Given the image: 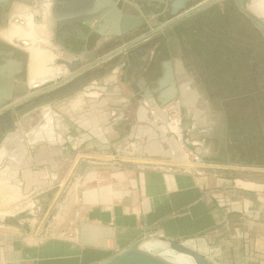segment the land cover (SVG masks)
Masks as SVG:
<instances>
[{
  "label": "crops",
  "instance_id": "1",
  "mask_svg": "<svg viewBox=\"0 0 264 264\" xmlns=\"http://www.w3.org/2000/svg\"><path fill=\"white\" fill-rule=\"evenodd\" d=\"M34 6L16 5L14 17L38 38L34 42L29 34L31 47L48 45L44 38L52 26V6L43 9L46 21L41 26L29 13ZM20 24L11 22L10 12L8 27H0V38L15 46L13 43L22 40L5 33ZM8 49L2 47L0 53L7 54ZM43 49L38 51L47 53ZM13 59L8 57L7 62ZM52 61L35 62L30 56V82L59 76L60 68L43 73ZM119 71L81 89L88 93L70 108L51 113L55 141H44L40 136L46 137L50 131H40L36 124L20 133L28 136L25 145L17 144L15 138L10 142V158L9 145L4 142L7 135L0 142V165L6 162L0 171L2 189L8 188V195L18 189L25 203L39 206L38 213L43 208V215L58 200L55 185L61 172L68 179L82 160L123 166L115 172L89 170L62 212L55 234L35 244L0 241V264H99L155 237L190 245L215 264H264V240L245 233L241 225L245 221L251 230L264 234V180L230 173L232 165L202 164L198 159L196 168L179 166L184 152L181 135L169 131L168 117L155 104L151 109L149 101L139 102L145 108L127 115L125 122H113L110 112L102 108L109 105L111 96L121 95L118 79L127 91L131 88ZM112 75L120 78L112 79ZM99 97L105 98L94 104ZM42 115L37 119L41 124L47 120ZM38 133L40 142L30 146ZM18 229L20 235L14 237L26 238L27 229Z\"/></svg>",
  "mask_w": 264,
  "mask_h": 264
},
{
  "label": "flooded vegetation",
  "instance_id": "2",
  "mask_svg": "<svg viewBox=\"0 0 264 264\" xmlns=\"http://www.w3.org/2000/svg\"><path fill=\"white\" fill-rule=\"evenodd\" d=\"M51 1L61 15L77 11L71 0ZM98 1L115 4L121 16L118 35L107 36L117 30L108 27L99 30L106 34L102 38L96 24L81 23L80 18L92 16L90 12L63 25L55 35L61 60L73 65L97 58L73 72L61 68L59 82L53 85L58 87L29 101L69 88L87 75H103L115 63L121 76L126 74L134 101L159 106L157 90L171 68L177 89L171 116L178 117L196 159L211 165L264 168V16L252 11L254 0H190L176 16L172 6L177 0ZM32 2L11 0V20H19L14 17L16 5ZM124 17L139 20L140 25L123 31ZM12 50L14 59L24 62L27 76L24 52ZM98 60L104 61L96 65Z\"/></svg>",
  "mask_w": 264,
  "mask_h": 264
},
{
  "label": "water",
  "instance_id": "3",
  "mask_svg": "<svg viewBox=\"0 0 264 264\" xmlns=\"http://www.w3.org/2000/svg\"><path fill=\"white\" fill-rule=\"evenodd\" d=\"M71 1L72 4L77 7V11H70L61 15L56 11V6L51 7V15L53 16L55 25L53 27L51 26L50 28L53 30L54 33L53 41L58 46H60L61 44L56 40L55 35L56 33L60 34L61 27L67 24L70 25L73 21H75V18L79 16H83L84 14H87L89 12L92 14V16L84 17V18L82 17L80 18V22L91 25L96 24L97 31L99 32L102 38L106 37V34L99 31L100 29L110 27L112 30H114L120 27L121 16L118 12L114 10L115 9L114 3L100 2V1L96 3V0H71ZM189 1L190 0H177L172 6L173 16H176L179 14L180 11H183L185 9L186 3H188ZM260 1L261 0H254V2H257L256 3L257 9L260 11H264V1L258 4V2ZM10 10H11V0H0V27L2 28L8 27ZM2 19L4 21H2ZM138 22L139 20L133 19L131 17L130 18L124 17L122 21L124 25L123 31H129L131 29L138 27L140 25V23ZM118 32H119L118 29L116 30V32L111 31L107 34V36L118 35ZM0 43L3 44L2 47H6L7 49L9 48L8 50H11V48L14 47V49L21 50L26 55H28V52L24 51L20 47L12 46L1 39H0ZM14 55H15V51L13 50L7 52V54L3 52L0 53V142L3 140L5 135L7 136L4 138V142L8 140L9 134L16 133L18 136H20L19 138L20 143L25 145L28 136L27 134L20 135V133L27 131V128L23 124V119L27 115L32 114L41 108H45L51 103L66 98L72 95L73 93L83 89L88 84H91L92 82L102 77L103 75H108L111 72L117 70L116 64L112 63L108 65V68L104 70L103 75L100 72L87 75L83 78H80L76 82L70 84L69 88H66L55 94L44 96L38 100L29 101L34 97H38L39 95L47 91L55 90L58 86H52L46 90L45 89L40 90V89H42L44 86H47L48 84L54 83L58 77L33 87H27L26 82L28 80V77L26 76L25 80L23 78L24 62L21 63L15 59H13V62L11 63L7 62L8 61L7 58L8 57L14 58ZM61 58L56 60L57 64L66 72H73L77 69H81L84 62H89L91 60L96 59L97 55L90 58H86L82 61L77 60L73 65L67 62L66 60H61ZM103 61L104 60H98L96 62V65L102 63ZM28 62H29V55H28ZM11 64H13L14 66ZM10 65L11 68H9ZM74 77L75 76H72L70 79H73ZM32 91H37V92L31 94ZM157 92L159 93L158 103H159V108L161 110L169 107L170 104L175 100V97L177 95V89L174 85L173 71L171 68L166 69L165 77L160 83V88L159 90H157ZM19 106L22 107L18 108ZM54 130H55V125H53L52 127L53 132H55ZM54 134L55 133H53V135ZM53 135L51 136L53 137ZM52 140L49 138L48 141L52 142ZM37 143L38 142L34 140L32 142H29L28 144L32 146V144L35 145ZM7 155L10 158V151L8 150H7ZM122 168L123 166L117 164H108V163H101L91 160H82L75 169L64 191L62 192L61 196L56 202L53 211L51 212L46 224L44 225L42 231L38 236L37 242H30L28 238L20 239L14 236L10 237V236H2V235H0V241L15 242V243H21L25 241L30 244L42 242L44 239L48 238V235L52 231H55L56 224L60 221L62 217V212L64 211L67 203L69 202V199L73 195V192L79 185L80 181L83 179V177L89 170L104 169L115 172L121 170ZM59 184L60 182H57L56 185L59 186ZM165 241H167L170 244L172 249L178 252H185L191 254L197 261V264H214L211 260H209L207 256L203 255L202 253L194 249L188 248L183 243H178L173 240H165ZM142 242L143 241L133 244L131 247L124 250L123 252L99 264H170L153 254L143 252L141 249Z\"/></svg>",
  "mask_w": 264,
  "mask_h": 264
},
{
  "label": "rangeland",
  "instance_id": "4",
  "mask_svg": "<svg viewBox=\"0 0 264 264\" xmlns=\"http://www.w3.org/2000/svg\"><path fill=\"white\" fill-rule=\"evenodd\" d=\"M32 3H34L35 6L31 7V10H29V13L33 14L36 25L41 26L46 21V18L43 14V9L45 8L46 5L51 4L52 1L51 0H33ZM10 12H11V10H10ZM11 22H12V20H11ZM51 23H52V27H53L55 25V23H54V20L52 18H51ZM17 26H19V25H17ZM27 26L28 25L26 24L25 27H23L21 25V27H15L14 26L13 28L17 29L19 32L28 36L25 40H22V41L29 42L28 40H30L29 38H31V37H29V34H30L32 37H34L33 41L36 42L38 38L34 36L35 33L34 32L32 33L28 29ZM44 40H46V41H48V43H50V44H48L49 46L46 44H41V46L39 45L38 47H30V48L27 47L26 48V49H28L30 56H32V58L34 59L35 62H37L40 59L43 60L45 58H48L49 61H52V59H54L56 55L53 52L49 51V49L51 47L52 50L57 54V57L52 61V63H50V66L48 67V71H44V73L53 72V71H50L51 67L55 68V69H58V68L61 69V67L57 64V61H56L57 59L61 58V57H59L61 54V50H60V47L57 44H55L53 41L54 40V33H53V30L51 28L48 29ZM36 45H38V43ZM39 48H41V49L44 48L43 50H46L47 53H42V52L38 51ZM19 52H21V51H19ZM23 55H24L25 61L27 63L28 55H26L25 53ZM37 74L38 73L36 71L35 75L37 76ZM125 76H126V74H124V72H123L122 76H121L122 81H125V79H126ZM27 77H28V75H27ZM115 77L120 78V75H112L111 78L114 79ZM23 78H24V80L26 79V71H24V73H23ZM118 81L120 83V94L121 95L111 96L110 100H109L110 101L109 105L106 108L103 107L102 109L110 112L111 120L113 122L115 119L117 120V122H120V121L125 122L127 115H132L136 109H138L140 107H142V108H145V107H144L143 103H139V102L134 101V99L131 97V92L127 91V88H125L124 82H121L120 79H118ZM58 82H59V80L57 78L54 83L48 84V86H53V85L57 84ZM31 83L33 84L36 82H35V80H33ZM121 84L123 85L122 87H121ZM44 87H46V86H44ZM129 89H132V88H129ZM33 92L34 91H32L31 93H33ZM84 93H88V92L79 91L78 93L74 94L71 97H68L65 100L57 101L58 103L57 102L51 103L50 105H48L46 107L51 111V113L58 114V112H57L58 110L65 111L67 108H70L69 107L70 104H72L73 102L80 99V97H82ZM99 98L100 99L95 100L96 103H94V104L98 105L99 102H101L103 100V98H105V97H99ZM148 105L150 106L151 109L154 108V107H152V105L150 103H148ZM156 107H159V106H156ZM158 110H159V108H156V111H158ZM161 111L164 112V115H166L168 117V119H167L168 125L171 124L170 123L171 119H177L178 118L175 115L171 116L170 106L161 110ZM182 135H183L182 144L184 146V150H185V152L190 153V149H189V147L191 145L190 140H189L188 136L184 135V133ZM192 152L195 153L194 151H192ZM182 159H183V160H181L182 164H178V165L181 167H184L185 169H189L186 164L185 165L183 164V163H186V159L184 156ZM5 166H6V162L2 163L0 165V171L4 170ZM232 168L233 169L231 171H228V172L238 174L239 176H241L243 178H247V179H248V177H250V178H254V179H258V180H264V168H255V167H246V166H232ZM71 176H72V174L69 176L68 179H66V173L61 172V175L57 178L58 179L57 182H60L59 186L55 185L56 186L55 191L56 192L59 191L58 199L61 196L62 192L64 191L66 185L68 184ZM1 184L2 183H0V235L10 236V237L19 236L20 230L18 228H24V229H27L28 235L26 236V238H28V240H30V242H37L38 236H39L40 232L42 231L44 225L46 224V222H47V220H48V218H49V216H50V214L53 211L55 206L53 207L52 211L48 214L43 215V208H41V211L38 213L37 208L39 206L36 204L34 205V203H32L30 201L25 203V201H23V198H22L20 191L18 189H15V192H16L15 194L8 195V193H7L8 188L2 189L3 184L2 185ZM3 191L5 193H3ZM241 225H242V228L245 231V233H248L249 235L255 236L259 240H262V241L264 240L263 231L251 230L248 227V225L245 223V221H243L241 223ZM58 232H56V233H58ZM62 233L63 232L59 233L58 235H60ZM54 234H55V231H52L48 235V237L53 236ZM151 240H156V241L158 240L159 241L161 239L155 237V238H152ZM192 249H194V248L192 247ZM194 250H196V249H194ZM196 251H198V250H196ZM209 260H211V259L209 258Z\"/></svg>",
  "mask_w": 264,
  "mask_h": 264
},
{
  "label": "bare ground",
  "instance_id": "5",
  "mask_svg": "<svg viewBox=\"0 0 264 264\" xmlns=\"http://www.w3.org/2000/svg\"><path fill=\"white\" fill-rule=\"evenodd\" d=\"M264 0H261L260 2H258V4H260L261 2H263ZM256 3L257 2H254V8H253V12L259 16V17H263L264 16V11H260L257 9V6H256ZM257 4V5H258ZM16 23L20 24L19 21H15ZM23 26V24H20ZM1 31V30H0ZM8 34L5 33V36L8 37V35L11 34V38H18L19 40H25L26 37L22 36L17 29L15 28H11L9 29L8 31ZM1 39V38H0ZM2 40V39H1ZM12 40V39H11ZM4 41V40H3ZM6 42V41H4ZM8 44L11 45V43L9 42H6ZM16 44V45H15ZM25 44H28V45H25ZM13 45H15L16 47H20L22 48L24 51L27 47H31V43L27 42V41H16ZM50 52H53L56 56L57 54L52 50V48L50 47L49 49ZM27 52V51H26ZM28 55L30 57V54L28 52ZM44 73V72H43ZM52 79V78H51ZM49 79V80H51ZM41 83H44V82H36V83H31L30 82V79H29V75H28V80L26 82L27 84V87H33V86H36L38 84H41ZM42 114L45 115V118L47 119L45 123H39V121L37 120L38 117L40 116H43ZM23 124L24 126H29V125H36L38 126V129H40V131H43V129H47L48 132H49V135L46 136V137H42L40 136L41 138H44L45 141L49 142V138L52 140V141H55V134L53 135V131H52V127H53V124L55 125V119H54V116L51 114V111L45 107V108H41L39 109L38 111H35L34 113L32 114H29L27 115L24 119H23ZM39 135L41 134H37L36 135V141L37 142H40L39 140ZM53 135V137L51 136ZM38 136V137H37ZM15 138V142L19 145H22L19 141V138L20 136H16V135H10L8 140L5 142L6 145H9L10 142L12 143V140ZM40 138V139H41ZM14 142V141H13ZM6 150L10 151V155H11V147L9 145V147L6 148ZM187 246V245H186ZM188 248H191L189 246H187ZM141 249L143 252H146V253H150V254H153L161 259H163L164 261L170 263V264H197V261L195 260V258L189 254V253H185V252H178L174 249L171 248L170 244L165 241V240H151V239H146L144 240L142 243H141ZM192 249V248H191Z\"/></svg>",
  "mask_w": 264,
  "mask_h": 264
},
{
  "label": "built area",
  "instance_id": "6",
  "mask_svg": "<svg viewBox=\"0 0 264 264\" xmlns=\"http://www.w3.org/2000/svg\"><path fill=\"white\" fill-rule=\"evenodd\" d=\"M171 124H169V131L174 134V135H181V138L183 140V132L181 131L180 124L176 119H171L170 121ZM186 142V141H185ZM184 149V146H183ZM183 156L186 159V165L188 166L189 169H192L195 167L196 163V157L195 154L190 150V153L188 152H183Z\"/></svg>",
  "mask_w": 264,
  "mask_h": 264
}]
</instances>
